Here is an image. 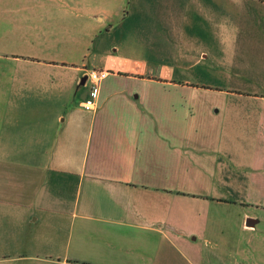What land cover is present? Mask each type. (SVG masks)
Returning <instances> with one entry per match:
<instances>
[{"label": "crops", "instance_id": "1", "mask_svg": "<svg viewBox=\"0 0 264 264\" xmlns=\"http://www.w3.org/2000/svg\"><path fill=\"white\" fill-rule=\"evenodd\" d=\"M105 1L0 0V264H264V83L95 45L110 74L85 109L88 29L122 0ZM195 6L196 47L264 72V0H130L119 22L182 37Z\"/></svg>", "mask_w": 264, "mask_h": 264}, {"label": "rangeland", "instance_id": "2", "mask_svg": "<svg viewBox=\"0 0 264 264\" xmlns=\"http://www.w3.org/2000/svg\"><path fill=\"white\" fill-rule=\"evenodd\" d=\"M109 1V8L114 5L112 0ZM130 4V0H129ZM128 0H122L118 5V16L114 19V24L116 22V27H109L107 25L109 22H100L97 25L102 27H97L92 29L89 27V37H88V65L87 69H103L98 61L100 58L93 57L92 54L99 53L96 50L95 45L98 48L104 50L105 53L113 54L114 52H120L127 55V60H143L146 59L150 61L152 66L158 65V67H170L175 70L177 76L187 77L195 80L201 78L200 80H205L211 84L219 85H230L238 84L241 86H256L258 83H264V72L258 74L257 78L249 77V79H244L240 75H232L228 72L231 61L240 55V51L235 53L236 49L232 48H198L200 46V38L198 35L205 37L208 34V28L206 25H201L198 22H194L192 18L201 11L205 16L206 7L195 6L189 9V20L187 21L189 27H185V32L182 37H173L168 34V27H123L120 19L123 17L124 6L129 7ZM115 7V6H114ZM127 10V9H126ZM202 10L204 12H202ZM234 19L239 18L242 10L234 9ZM126 12V11H125ZM126 14V13H125ZM199 20H202L199 18ZM115 26V25H114ZM202 26V27H199ZM197 28V29H192ZM196 33V35L194 34ZM92 35V36H91ZM150 41L151 49L145 50L143 44ZM251 54V52H250ZM202 55L203 62H199V58ZM248 56V53L246 54ZM264 58V52H263ZM95 59V61H92ZM239 59V58H238ZM250 63L252 65H257L262 61L261 58H254L249 56ZM184 68V69H183ZM186 68V69H185ZM230 76V77H229ZM231 79V80H230ZM196 82V81H195ZM199 82V80H197ZM204 82V81H200ZM87 96L90 97V87L86 88Z\"/></svg>", "mask_w": 264, "mask_h": 264}, {"label": "built area", "instance_id": "3", "mask_svg": "<svg viewBox=\"0 0 264 264\" xmlns=\"http://www.w3.org/2000/svg\"><path fill=\"white\" fill-rule=\"evenodd\" d=\"M88 78L90 80V97L83 102V107L87 110H93L96 107L97 99L100 96L101 83L109 76L110 71L106 69H90Z\"/></svg>", "mask_w": 264, "mask_h": 264}]
</instances>
